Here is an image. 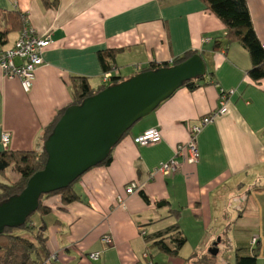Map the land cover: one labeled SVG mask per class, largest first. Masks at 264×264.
<instances>
[{
	"label": "crops",
	"instance_id": "obj_1",
	"mask_svg": "<svg viewBox=\"0 0 264 264\" xmlns=\"http://www.w3.org/2000/svg\"><path fill=\"white\" fill-rule=\"evenodd\" d=\"M248 3L264 44V0ZM0 9L27 14L29 25L53 40L29 92L0 68V151L4 133L11 135L7 149H40L45 128L73 101L75 77H87L95 88L105 83L101 50L121 49L112 72L125 78L151 62L173 65L190 50L206 62L202 86L179 88L119 141L111 164L81 176L74 184L81 201L43 199L51 210L39 213L42 223L34 224L45 228L49 253L57 256L53 264L76 259L92 264L97 261L89 257L92 252H101L103 264L110 259L131 264L141 253L148 255L145 234L176 222L187 237L178 255L184 259L234 264L240 251L256 252L257 264H264V78L248 75L249 52L238 41L227 44L225 24L202 0H0ZM13 33L0 49L12 47L20 30ZM222 91L228 93L229 111L198 134L199 159L171 175L156 172L190 139L191 124L217 109ZM154 127L162 132L160 142H134ZM131 182L140 187L128 194ZM105 234L113 238L111 247L101 240ZM217 241L219 252L212 255Z\"/></svg>",
	"mask_w": 264,
	"mask_h": 264
},
{
	"label": "water",
	"instance_id": "obj_2",
	"mask_svg": "<svg viewBox=\"0 0 264 264\" xmlns=\"http://www.w3.org/2000/svg\"><path fill=\"white\" fill-rule=\"evenodd\" d=\"M201 53L172 66L139 72L66 108L44 142L45 167L24 190L0 203V234L22 226L43 194L64 189L102 163L124 134L188 81L206 75ZM220 241V238L218 239ZM209 253L217 255L219 242Z\"/></svg>",
	"mask_w": 264,
	"mask_h": 264
},
{
	"label": "trees",
	"instance_id": "obj_3",
	"mask_svg": "<svg viewBox=\"0 0 264 264\" xmlns=\"http://www.w3.org/2000/svg\"><path fill=\"white\" fill-rule=\"evenodd\" d=\"M207 9L218 16L226 26L227 44L238 41L249 52L251 58V67L248 69V75L258 81L264 78V48L260 41L251 15L248 0H202ZM29 25L28 15L17 10L0 9V45L8 42L11 33L22 31ZM216 48H220L218 43ZM121 49H105L99 52V59L105 73L111 72L110 82L104 83L99 87H92L87 77H75V86L73 91V101L68 105L80 104L85 98L94 95L109 85L117 84L126 80L122 75L113 74L112 70L116 67L114 61L116 55ZM194 50L185 52L173 60V65L180 63L190 56L196 54ZM161 66H172L168 63L158 64L151 62L140 69V72L156 69ZM205 77V76H204ZM188 81L184 86L190 90H195L203 85V78ZM64 107L55 116L53 121L45 128L41 137L42 147L35 150H11L4 149L0 151V175L6 176L9 168L18 175L15 180L6 181L0 179V203L9 197L21 193L27 186L29 179L39 170L45 167L48 154L44 149V142L52 133L56 123L68 107ZM129 129L124 136L128 134ZM123 136V137H124ZM123 137L121 139H123ZM119 143V142H118ZM117 143V144H118ZM116 144V145H117ZM115 145V146H116ZM113 147L109 156L99 165H109L113 159ZM98 165V166H99ZM79 177L70 186L60 189L49 194L41 195L39 207L28 218L27 221L19 227H7L0 234V264H53L47 247V235L44 227H37L34 224L32 216L36 213L42 215L49 214L50 208L43 204V199L55 195H60L64 204H70L75 201H81L80 194L75 190L74 184L80 179ZM145 199L147 196L142 192ZM160 204V203H159ZM172 212L178 214L180 211L172 209ZM146 241L150 242L148 250L153 249L157 252H164L172 257H177L187 242V237L180 228L179 222H176L166 228L144 235ZM153 256L152 253H149ZM149 257V255H147ZM258 255L242 254L236 251L234 264H257ZM200 264H216L206 257L200 258Z\"/></svg>",
	"mask_w": 264,
	"mask_h": 264
},
{
	"label": "built area",
	"instance_id": "obj_4",
	"mask_svg": "<svg viewBox=\"0 0 264 264\" xmlns=\"http://www.w3.org/2000/svg\"><path fill=\"white\" fill-rule=\"evenodd\" d=\"M205 42L210 41V38H204ZM53 43L51 33L39 34L30 25L25 27L18 38L15 40L12 47L7 49H0V68L4 74L9 78H18L25 92H29L33 86L36 77L37 67L43 63V51L46 47ZM264 48V44H263ZM111 72L104 73L103 80L107 83L110 80ZM229 96L225 91L221 92L219 99V106L209 115L204 116L198 124H191L190 126V139L186 143H181L177 146L174 156L161 163L156 172L164 175H171L180 171L186 163H195L199 159L197 136L202 131L203 127L213 122L218 116L228 113ZM11 140L10 133H4L2 136V145L7 149ZM162 140V132L160 128L154 127L147 129L134 137V142L140 145L148 143H158ZM140 186L131 182L126 192L131 194L135 192ZM119 203L124 202L123 196L118 197ZM101 240L108 246L113 244L111 235L105 234ZM253 244L258 242V237H253ZM99 253L92 252L89 257L97 259ZM146 256V255H145ZM57 256H53L54 260Z\"/></svg>",
	"mask_w": 264,
	"mask_h": 264
},
{
	"label": "rangeland",
	"instance_id": "obj_5",
	"mask_svg": "<svg viewBox=\"0 0 264 264\" xmlns=\"http://www.w3.org/2000/svg\"><path fill=\"white\" fill-rule=\"evenodd\" d=\"M16 33H12L11 36H10V40L13 38V36L15 35ZM17 174L12 170V168H9L7 171H6V176L5 175H0V179L1 180H8L6 179L7 177L9 178V180H15V178H17ZM41 215L39 213H36L35 215L32 216V219L33 221H35L36 224H39L40 222L42 223V219H41ZM191 236L194 235V232H191L189 233ZM113 245V244H112ZM111 245V246H112ZM225 246V244H223ZM111 246H108L107 247H111ZM230 250L229 249H226L225 250H222V252H225L226 254H228L227 252H229ZM152 253L153 254V257L150 256L149 253ZM99 255H98V258L96 259L97 261H91L93 262L92 264H103L105 261H103V256H101V259L99 260V257H100V253L101 252H98ZM146 253H148L149 257L145 256L144 253L139 256V258H137L138 260L136 261H132L131 264H198V262L196 263L195 261H197V259L195 258H192V259H184V257H182L181 255L180 256H177V257H172L164 252H157L155 250H146ZM231 253V252H230ZM233 253L235 254V251H233ZM56 254L54 255H51L50 258H52L53 256H55ZM80 257V256H79ZM78 257V258H79ZM213 257H209L208 259H211ZM220 258V256H219ZM188 261V262H187ZM217 261H221V260H217ZM225 261V260H223ZM191 262V263H190ZM65 264H69V262L65 263ZM71 264V263H70ZM72 264H84V262L80 263V261L78 259H76V261L72 262ZM105 264H128V261L122 263V261H117L115 259H110L109 261H106Z\"/></svg>",
	"mask_w": 264,
	"mask_h": 264
}]
</instances>
